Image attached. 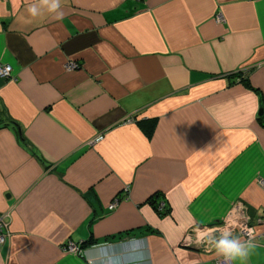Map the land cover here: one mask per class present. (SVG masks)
<instances>
[{"label":"crops","instance_id":"obj_1","mask_svg":"<svg viewBox=\"0 0 264 264\" xmlns=\"http://www.w3.org/2000/svg\"><path fill=\"white\" fill-rule=\"evenodd\" d=\"M0 64V264H214L237 204L264 264V0H0Z\"/></svg>","mask_w":264,"mask_h":264},{"label":"built area","instance_id":"obj_2","mask_svg":"<svg viewBox=\"0 0 264 264\" xmlns=\"http://www.w3.org/2000/svg\"><path fill=\"white\" fill-rule=\"evenodd\" d=\"M138 1V0H136ZM217 19H221L220 16L217 17ZM78 67V64L76 62H68L65 64L66 70H74ZM12 68L10 65H3L0 64V77L2 78H12ZM101 139L98 137L96 141ZM261 186L264 187V181L260 182ZM117 203V200L112 201V203L109 205L110 208H113ZM159 211L164 210V203L159 204L158 206ZM260 221H264V218L260 219ZM6 227L7 223L5 221V216L0 215V246L5 242L6 240ZM229 230H232V236L238 235L242 238L243 242L249 238L253 239V241L256 239V232L250 223V220L245 212V209L242 205L237 204L233 206L231 209L227 211L225 216L222 219V222L219 225L215 226H203V227H195L192 228L189 233L187 234L184 245H192L198 250L204 251V252H211L215 249V243L218 239H220L224 233L228 232ZM205 234L206 238L204 240L200 241V244L194 243L196 239H198L200 234ZM208 250H205V249ZM64 250H67L69 252H77L79 251V248L77 245L67 242L65 243ZM214 264H234L232 261L225 260L223 256H217L214 259Z\"/></svg>","mask_w":264,"mask_h":264},{"label":"clouds","instance_id":"obj_3","mask_svg":"<svg viewBox=\"0 0 264 264\" xmlns=\"http://www.w3.org/2000/svg\"><path fill=\"white\" fill-rule=\"evenodd\" d=\"M59 7L58 3H53L51 8L54 10ZM28 12L31 16H36V9L34 7L28 8ZM62 17V13L57 15V19ZM206 238L205 234H200L198 239L193 241L194 243L200 244L201 240ZM257 245L253 242V239L249 238L241 243L238 238L232 237V230L224 233V235L218 239L215 243V252L223 256L225 260L236 262L239 261L240 264H243L244 261L247 260L252 250ZM205 250H208L207 248Z\"/></svg>","mask_w":264,"mask_h":264},{"label":"water","instance_id":"obj_4","mask_svg":"<svg viewBox=\"0 0 264 264\" xmlns=\"http://www.w3.org/2000/svg\"><path fill=\"white\" fill-rule=\"evenodd\" d=\"M261 111H262V106L260 105L259 112H258L259 115L261 114ZM85 197L89 201V203L91 204V206L93 207V209L95 210V212L97 213V215H101V211H100V208H99V204L95 200V198L92 195V193L91 192H87L85 194ZM184 246L187 247V248H190V249H197V248H195L192 245H184Z\"/></svg>","mask_w":264,"mask_h":264},{"label":"trees","instance_id":"obj_5","mask_svg":"<svg viewBox=\"0 0 264 264\" xmlns=\"http://www.w3.org/2000/svg\"><path fill=\"white\" fill-rule=\"evenodd\" d=\"M240 80L241 77L239 76ZM141 125V127L143 128V131L147 134H150L151 130H152V121H146V122H140L139 123ZM158 209V207H157ZM165 210H163L164 212Z\"/></svg>","mask_w":264,"mask_h":264}]
</instances>
